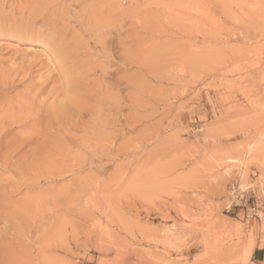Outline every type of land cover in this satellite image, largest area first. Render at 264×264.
<instances>
[{
	"label": "rangeland",
	"instance_id": "rangeland-1",
	"mask_svg": "<svg viewBox=\"0 0 264 264\" xmlns=\"http://www.w3.org/2000/svg\"><path fill=\"white\" fill-rule=\"evenodd\" d=\"M119 1L125 15L112 13L108 65L90 25L112 2L51 0L42 11L45 0H0V122L31 100L39 111L51 105L50 87L40 94L34 85L57 74L44 42L58 29L69 53L80 49L68 67L80 63L96 84L88 88L106 93L93 117L60 138L44 114L4 140L36 141L14 166L40 150L62 172L34 189L7 188H21L10 197L22 215L0 221V264H252L253 247L264 248V0ZM42 13L57 17L55 28ZM17 27L32 35L17 38ZM22 177L1 173L9 183ZM40 212L53 217L38 221ZM169 232L177 248L165 243Z\"/></svg>",
	"mask_w": 264,
	"mask_h": 264
},
{
	"label": "bare ground",
	"instance_id": "bare-ground-1",
	"mask_svg": "<svg viewBox=\"0 0 264 264\" xmlns=\"http://www.w3.org/2000/svg\"><path fill=\"white\" fill-rule=\"evenodd\" d=\"M44 1V0H43ZM46 2L43 4L42 7V11L48 9L51 0H45ZM48 1V2H47ZM55 0H53L54 2ZM106 2H112V8L109 9L108 11V15L106 18L101 17L102 13L99 11L96 12V14L93 15V19L97 18L94 22H92V24L90 25L91 30L95 31L96 37L98 38V42L101 44V46L103 47L102 49L105 51V57H109L107 64L108 65H112L115 63L114 57H112V53L111 50L108 49V44H109V40L105 39L106 35L110 36L113 34L111 30V28L109 29V25H112L114 23V21H112L114 18L113 16V12L115 10L119 11L121 13V15L124 17L125 12L121 9V3L119 0H105ZM52 2V3H53ZM98 13H100V15H97ZM39 16H42L43 20H45L48 24L49 27H56V22H57V17L54 15H47V14H41ZM100 16V18H98ZM126 18V17H125ZM118 20V19H117ZM122 22V21H121ZM126 22V21H125ZM117 23V22H116ZM118 24V23H117ZM11 25V24H10ZM18 25V24H17ZM115 25V24H114ZM126 25V24H125ZM19 26V25H18ZM21 26V25H20ZM19 26V27H20ZM46 26V27H48ZM118 26V25H117ZM16 27V26H13ZM14 28L13 29V34L17 37H23L25 35H28V37L31 34V32L24 30L23 28ZM28 27V26H27ZM123 27V26H120ZM53 28V29H54ZM63 28V27H62ZM57 29V28H56ZM123 29V28H122ZM121 31V30H120ZM12 32V31H11ZM8 33V31H7ZM46 33V32H45ZM104 33V36H103ZM6 34V33H5ZM39 34V33H38ZM54 34V33H53ZM7 35V34H6ZM56 37L57 38H53L52 42L50 43H45V46L51 50V56H46L47 57V64L49 65L48 67V71L51 72H56L57 74L55 76H49V77H42L41 75H39V79L43 80L42 83L34 85L35 90L38 89L40 91V94L44 93V90H46L47 88L50 87V90L47 91L48 93V102L49 100H52L51 105L46 109V110H37L36 108L34 109L31 104L35 102H33V100H31V104L27 107V109L22 108L19 111H15L13 109L8 110V114H7V121H5V124H3L2 122H0V221L5 220V219H12V218H18L20 214V210L18 211V213L12 208V206L14 204L11 205V195H13L14 193H17V191L21 188H16L17 191L14 193H10L7 192V188H11L13 186H20V187H29L31 189H34L36 187H38L39 185L45 183L47 180H51L55 177L52 173V171H55V169H59V167H57L55 165V162H53V159L45 157L43 155L42 152H40V150L37 151L36 154H31L30 149L29 152H25L24 156H21L22 158H19L18 166H14L13 161L18 157V155L20 153L23 152V150L29 146H34L36 144V141L32 138V136H28L26 138H21L19 139V141L17 142V138H14V141L12 142L11 140L9 142H5L4 140H7L6 138L9 137L10 135H13V131L14 129H16L14 126H20L22 128H27L30 127L29 124L30 122L35 123V121L37 120H41L45 115H47L46 117L49 118L50 121V127L53 128L56 132H60L63 131L65 129L68 128H76L79 124H82L83 121L87 118H91L94 116V114H96L95 111V107L94 105H97V107L100 106H104L103 102H104V98H105V94L106 93H102L101 91L97 92L93 89L96 88V84L90 81V78L87 77L88 75L86 74L87 72H83V70H81V67H77L80 65V63H75L73 66L76 67H68V65L66 64L68 61L67 60H71V59H77V54L80 51L79 48H77L76 51H73L72 53H69L70 48L73 49L74 47L69 46L68 44H62L61 41L62 39H64V35L59 31H56ZM3 36V35H2ZM5 36V35H4ZM47 36V35H46ZM45 38L43 37V41L47 40L48 37ZM1 37V36H0ZM27 37V38H28ZM32 38V37H31ZM51 39V38H50ZM33 40V39H32ZM34 41V40H33ZM22 42V41H21ZM30 43V42H29ZM32 43V41H31ZM1 44V43H0ZM4 44V43H3ZM39 44V43H38ZM2 45V44H1ZM35 45V44H34ZM70 47V48H69ZM27 51H34L35 49L30 45L27 47ZM38 49V48H37ZM43 49V48H42ZM41 50V49H40ZM26 51V50H25ZM43 53V52H42ZM45 53V52H44ZM27 54V53H26ZM38 54V53H36ZM42 56V55H41ZM40 57V56H39ZM111 58V60H110ZM127 57L126 56H122L120 58H118V63L121 64V67H126V63H127ZM38 62V61H37ZM36 62V63H37ZM34 63V62H32ZM33 64H30V67ZM53 65V66H50ZM108 69H104L102 70V78H99V81L101 79V83L106 82L105 78H104V74L108 73L109 69H112V66H108ZM116 67V66H115ZM30 70V69H29ZM25 72V71H24ZM88 86H91V88H88ZM36 92V91H35ZM44 95V94H43ZM40 96H38L39 98ZM44 98V97H43ZM47 99V97H46ZM106 99V98H105ZM39 100V99H38ZM45 101V100H44ZM124 101V100H123ZM36 103V102H35ZM125 103V102H124ZM123 103V104H124ZM94 104V105H93ZM126 107V106H125ZM124 112V111H123ZM122 112V113H123ZM6 113V112H5ZM43 113V114H42ZM118 113V112H117ZM120 113V112H119ZM123 115V114H122ZM6 116V115H5ZM2 117V115H1ZM125 118V117H124ZM126 119V118H125ZM105 120V119H104ZM4 122V121H3ZM7 122V123H6ZM42 122V120H41ZM38 123V122H37ZM45 123V121H44ZM47 123V122H46ZM114 123V122H113ZM33 124V123H32ZM42 124V123H41ZM36 125V124H35ZM32 127V126H31ZM37 127V126H36ZM45 127V126H44ZM19 128V127H18ZM29 129V128H28ZM35 129V128H32ZM29 130L33 131V130ZM39 129V128H37ZM40 130V129H39ZM38 130V131H39ZM46 129L44 128V131ZM69 130V129H68ZM73 130V129H72ZM16 131V130H15ZM87 131V129H86ZM85 131V132H86ZM24 132V131H22ZM22 132L20 134H22ZM40 132V131H39ZM47 132V130L45 131ZM44 132V133H45ZM58 132L56 134H58ZM64 132V131H63ZM25 133V132H24ZM31 133V132H30ZM38 133V132H37ZM48 133V132H47ZM15 134V132H14ZM35 133H33L34 135ZM39 135L41 133H38ZM60 134V133H59ZM57 135L58 138H60V135ZM64 134V133H62ZM18 135V134H17ZM23 135V134H22ZM21 135V136H22ZM29 135V133H28ZM35 134V138H38V135ZM48 136V135H47ZM62 136V135H61ZM11 137V136H10ZM17 137H20L17 136ZM13 138V137H12ZM40 138L42 139V137L40 136ZM39 138V139H40ZM58 138H53V139H57ZM63 138V137H62ZM56 140V143L53 145L55 148V152H57V155H60V153H62V140ZM64 140V139H63ZM38 142V141H37ZM54 142V141H53ZM68 142V141H66ZM73 142V141H72ZM74 143V142H73ZM64 144V143H63ZM52 145V144H51ZM65 145V144H64ZM75 145V143H74ZM70 146V145H69ZM44 147V146H43ZM49 147V145L47 146ZM52 147V146H51ZM67 148V147H66ZM65 148V149H66ZM69 149V148H68ZM68 149H66V151H68ZM27 150V149H26ZM37 150V149H36ZM51 150V149H50ZM65 151V152H66ZM71 152V151H70ZM56 154V153H55ZM54 154V156H55ZM70 154V153H69ZM50 156V154H49ZM62 159V158H61ZM56 160V159H54ZM64 160V159H62ZM248 160V159H247ZM57 161V160H56ZM70 161V160H69ZM75 161V160H74ZM30 162V163H29ZM59 162V161H58ZM63 162V161H62ZM73 162V161H72ZM244 162V161H243ZM57 163V162H56ZM66 162H63V165ZM231 163V162H230ZM60 164V163H57ZM62 164V163H61ZM74 165V164H73ZM243 165V164H242ZM65 166V165H64ZM70 166V164H69ZM57 167V168H56ZM66 168H70L68 166H66ZM64 168V169H66ZM40 170H45L46 175L41 177H37L35 178ZM61 169H59L58 171H60ZM4 172H9L11 174H20V175H24V177L17 179L14 182L9 183L8 179L4 180L1 178V173ZM42 172V171H41ZM62 172V170L60 171ZM72 172V171H71ZM75 173V172H74ZM33 175V176H32ZM3 176V175H2ZM7 176H9L7 174ZM57 176V175H56ZM14 177V176H13ZM7 178V177H4ZM10 178V177H9ZM45 187V186H44ZM242 188H244V186L242 185ZM39 189V188H38ZM24 190V189H23ZM22 190V191H23ZM9 191V190H8ZM11 191V190H10ZM19 193V192H18ZM17 193V195H19ZM42 192H40L41 194ZM43 195V193H42ZM41 195V196H42ZM40 196V195H39ZM28 197V196H27ZM34 198V196H32ZM36 197V196H35ZM42 198V197H41ZM35 199V198H34ZM37 199H39L37 197ZM36 199L35 201V206L37 207L39 205H42V203L44 201H38ZM14 200V199H13ZM25 200H33L31 199V197L29 199H25ZM45 200V199H43ZM31 202V201H30ZM48 203V202H47ZM27 204V205H25ZM22 207V210L24 212L25 215V211L28 212V208L29 205L28 203H25ZM32 204V203H31ZM46 206L48 204L44 203ZM43 204V205H44ZM21 205V206H22ZM42 205V206H43ZM20 206V205H19ZM17 209L21 208L16 206ZM31 207V206H30ZM15 208V207H14ZM35 208V207H34ZM33 208V209H34ZM25 210V211H24ZM37 213V212H36ZM18 214V215H17ZM31 214V213H29ZM28 214V215H29ZM50 214V213H49ZM35 215V214H34ZM261 215V214H260ZM27 216V213H26ZM48 215L44 212H40L39 216H38V221L40 220H45V218ZM22 217V216H20ZM32 217V216H31ZM48 217H53V216H48ZM29 218V217H28ZM34 219V216H33ZM32 220V219H31ZM25 221V220H22ZM27 221V220H26ZM29 221V220H28ZM28 221L26 223H28ZM4 222V221H3ZM50 222V221H49ZM12 223V222H11ZM19 223V222H18ZM22 223V222H21ZM34 223V222H33ZM44 223V222H43ZM23 224V223H22ZM42 224V222H41ZM20 225V224H19ZM24 225V224H23ZM15 226V225H14ZM30 226V225H29ZM41 226V225H40ZM45 226V225H44ZM27 227V226H26ZM19 228V227H18ZM22 228V227H21ZM38 228V227H37ZM41 228V227H40ZM17 229V228H16ZM27 229V228H26ZM30 229V227H29ZM20 230V228L18 229ZM39 230V228H38ZM43 230V229H42ZM24 231V230H23ZM27 231V230H26ZM236 231V230H235ZM14 232V231H13ZM32 232V229H30L29 233ZM15 233V232H14ZM240 233V232H239ZM22 234V233H21ZM16 235V234H15ZM20 235V233H19ZM14 236V235H13ZM17 236V235H16ZM27 236V235H26ZM12 237V236H11ZM10 237V238H11ZM22 237V236H20ZM24 238V237H22ZM28 238V237H27ZM13 239V238H12ZM21 239V238H19ZM25 240H27L26 238H24ZM8 240V239H7ZM6 240V241H7ZM165 243L170 246V247H176L177 248V238L175 237V234L172 232H169L166 237H165ZM163 240V241H164ZM23 241V239H22ZM162 241V242H163ZM14 242V241H13ZM21 242V241H20ZM15 243V242H14ZM19 243V241H18ZM23 243V242H22ZM17 244V242H16ZM249 251L246 252L245 255L248 256Z\"/></svg>",
	"mask_w": 264,
	"mask_h": 264
},
{
	"label": "crops",
	"instance_id": "crops-1",
	"mask_svg": "<svg viewBox=\"0 0 264 264\" xmlns=\"http://www.w3.org/2000/svg\"><path fill=\"white\" fill-rule=\"evenodd\" d=\"M253 246L256 244V239L254 238ZM252 264H264V248H259L257 245L253 247V261Z\"/></svg>",
	"mask_w": 264,
	"mask_h": 264
},
{
	"label": "built area",
	"instance_id": "built-area-1",
	"mask_svg": "<svg viewBox=\"0 0 264 264\" xmlns=\"http://www.w3.org/2000/svg\"><path fill=\"white\" fill-rule=\"evenodd\" d=\"M232 196H236L238 197V190H236V188H232Z\"/></svg>",
	"mask_w": 264,
	"mask_h": 264
}]
</instances>
